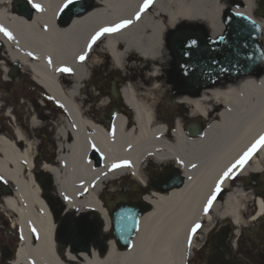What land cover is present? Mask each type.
<instances>
[{
  "label": "bare ground",
  "instance_id": "bare-ground-1",
  "mask_svg": "<svg viewBox=\"0 0 264 264\" xmlns=\"http://www.w3.org/2000/svg\"><path fill=\"white\" fill-rule=\"evenodd\" d=\"M16 1L0 0V27L13 36L9 40L0 32L6 58L0 60V68L7 70L8 63L20 65L53 101L63 105L65 115L58 118L55 131L58 158H48L41 165L48 177L44 182L34 169L37 145L17 125L13 139L0 135V177L13 190L3 198L2 210L12 218L19 236L13 263L186 264L195 241L193 236L189 248L188 234L196 223L210 226L209 216L216 215L242 228L246 197L238 187L222 202L215 200L208 214L203 209L222 172L264 134V64L256 76L180 99L192 116L206 122L205 132L196 137L184 134L178 122L173 129L162 122L159 105L166 87L161 84V72L170 30L184 23L203 24L211 38L218 37L225 10L257 21L264 49V20L254 16L257 0H154L138 20L135 16L144 0H93L83 15L74 16L67 25L59 20L66 0H32L42 11L24 0L34 10L30 17L15 9ZM123 20L132 23L105 34L87 51L92 35ZM86 51L85 61L78 62ZM62 67L71 73L58 72ZM97 74L106 92L109 76L120 75L124 80L121 94L131 113L120 109L110 127L100 108L88 106L89 97H99L102 106L107 100L91 86ZM3 78L7 81L6 71ZM29 123L31 128L39 126L35 119ZM125 162L128 166L109 170L112 164ZM147 162L178 165L186 183L166 194L148 192L145 200L150 210L139 219L130 247L122 250L108 237L103 203L118 196L128 176L145 184ZM263 163L261 147L236 176L255 171ZM231 180L224 181L222 190ZM61 226L65 242L58 239ZM87 233L91 238L82 239Z\"/></svg>",
  "mask_w": 264,
  "mask_h": 264
},
{
  "label": "flooded vegetation",
  "instance_id": "flooded-vegetation-1",
  "mask_svg": "<svg viewBox=\"0 0 264 264\" xmlns=\"http://www.w3.org/2000/svg\"><path fill=\"white\" fill-rule=\"evenodd\" d=\"M170 56L166 55L165 66L162 69L161 84L166 87L164 90L165 99L159 105V111L162 113V122L170 129H173L175 123H179V127L182 132L188 136L196 137V135H202L206 130L205 120L199 119L196 116H192L190 109L187 106H183L180 99L184 97H190V95H179L174 91L175 85L172 82L171 75L168 74L170 69ZM106 67L109 68L107 62ZM124 80L120 79H108L104 85L108 88V92L99 86L102 82L95 87L98 88L96 92L97 96L102 93L107 99L104 106L100 104V98L89 99L91 103L89 107L99 108L102 110L101 114L105 116L104 123L110 127L112 119L119 113L120 109L127 110L131 113L130 109L124 104L122 98V85ZM226 84H235L219 81L216 86L224 87ZM39 93L36 90H32L31 93H26L21 100L25 103L23 106H19L18 99H12V95L6 96L11 99L12 108L10 114L13 120L25 127L30 126V120L35 119L40 126H47V122L54 123L58 118V108L53 106L49 108V114L44 116V112L38 107ZM168 100V101H166ZM17 103L14 105V103ZM21 108V109H19ZM23 111L24 116H20V111ZM95 110L92 114L95 113ZM100 113V111H99ZM192 126L196 135L189 133L188 128ZM45 130V129H44ZM40 132V130H35ZM200 133V134H199ZM41 136V135H39ZM150 171H146L144 178L145 185L141 183H135L133 188L130 184L123 183V187L119 189L117 198L124 200L122 202H115V206L112 207V212L121 204L129 205L136 211L146 213L150 210L145 204V197L148 196V192L153 190L154 192L165 193L171 190H177L181 188L185 183V175L178 165L174 163H165L163 165L151 166ZM180 178V181L175 179ZM164 186H167L164 189ZM240 189L246 197V201L243 203L242 209V221L245 224L242 228L236 227L228 217H222L219 219L216 215H210L209 220L211 225L207 228L204 224L202 229L197 231L196 249L191 253L186 264H264V163L261 168L236 176L232 179L227 189L222 190L216 198V202H222V199L226 194L231 193L236 188ZM261 203V207H259ZM145 205V208H141ZM108 206V205H107ZM206 229V232H202ZM203 233L200 234V233ZM112 236V235H111ZM17 242L12 233L7 231L5 223L0 220V264H11L15 258V247Z\"/></svg>",
  "mask_w": 264,
  "mask_h": 264
},
{
  "label": "water",
  "instance_id": "water-1",
  "mask_svg": "<svg viewBox=\"0 0 264 264\" xmlns=\"http://www.w3.org/2000/svg\"><path fill=\"white\" fill-rule=\"evenodd\" d=\"M85 2L87 5L76 0L64 8L60 14L62 25L69 24L74 16L83 15L92 6V0ZM14 6L26 17L32 12L22 0L15 2ZM223 21L226 29L224 35L213 39L201 25L196 29L184 26L174 32L175 36L171 40V52L174 56L171 74L178 76L176 82H182L183 94L195 92L197 95L205 87L214 86L218 80L236 81L260 72V66L264 62V50L260 44L262 29L259 24L230 11L224 13ZM194 71L204 73L199 76L197 86L190 84L197 78L183 76V73ZM139 216L136 210L124 205L110 217L113 238L120 248L130 246L138 230Z\"/></svg>",
  "mask_w": 264,
  "mask_h": 264
},
{
  "label": "rangeland",
  "instance_id": "rangeland-1",
  "mask_svg": "<svg viewBox=\"0 0 264 264\" xmlns=\"http://www.w3.org/2000/svg\"><path fill=\"white\" fill-rule=\"evenodd\" d=\"M259 1V0H258ZM257 1V2H258ZM257 4V3H256ZM258 20H262L261 17L257 16V14L254 15ZM5 60L6 58L3 56H0V60ZM3 60V61H4ZM7 61V60H6ZM8 63V61H7ZM9 71L10 74L8 75V81H3L2 80V71H0V104L2 106V108L0 109V135H6L8 136L10 139H13V127L14 125L12 124L11 120L9 118H7V116H5L4 112L6 110V108H8L9 106L5 103L11 104V99H8L7 97H4L3 94V90H5V92L9 93L10 95H12V99H18V97L20 95H24L22 90L27 89L28 91H30V93L32 92V90L35 88L34 84H32L31 81H29L24 74L21 73V71H18L16 76L14 77H10L12 75H14L16 73V70L13 71V69L11 68L12 64L8 63ZM18 67V66H17ZM101 74H97L95 75L92 80V84L98 85V82H100V76ZM36 89V88H35ZM5 102V103H4ZM14 105L17 104L15 102H13ZM54 107L53 103H51L50 101H47L46 103V108L48 109L51 107ZM20 116H24L23 111H20ZM48 114L44 113V116H47ZM56 122H58V119L56 120ZM48 126H52L51 123L47 122ZM22 133L24 135H26L30 140L33 141L35 143L36 146V150L34 152V155L36 157V161H35V166H36V170H35V174L36 177H38V179L42 182H44L45 180L47 181L48 177L45 176V173L41 170V165L43 161H46L48 158H51L52 160H56L57 154H56V149H55V145L53 144L55 139H54V134H53V130H50V127H47L45 129V131L39 132L38 135H46V138L43 139L41 137H37V134H34L33 130H30L29 127L24 128V127H20L19 128ZM150 169H152V167L147 169V172L150 171ZM0 184H2L0 186V197H6V195H9L11 193V186L9 183H4L3 181L0 180ZM2 189H4V192H2ZM1 202V201H0ZM1 203H0V220H3L4 223L6 222V224L10 225V221H12V218L9 216L8 213L4 212L1 208ZM8 219H6L7 217ZM10 220V221H9ZM209 226H207L208 228ZM59 231V237L58 239L62 242H65L67 240L66 238V233L64 231V226H61ZM13 235L15 237V240L17 239V234L16 231H13ZM91 236L89 233L84 234L83 238L84 240H88L90 239Z\"/></svg>",
  "mask_w": 264,
  "mask_h": 264
},
{
  "label": "snow or ice",
  "instance_id": "snow-or-ice-1",
  "mask_svg": "<svg viewBox=\"0 0 264 264\" xmlns=\"http://www.w3.org/2000/svg\"><path fill=\"white\" fill-rule=\"evenodd\" d=\"M76 0H66V3L64 4V8H67L69 5L75 3ZM154 2V0H144L143 4L141 5L139 11L136 13L135 18L138 20L141 16V14L150 7V5H152ZM29 3L32 4V7L34 9H36L37 11H42L43 9L41 8V6L39 4H35L32 2V0H29ZM132 23L131 20H123L120 23L116 24L113 27H104L101 28L99 31H97L94 35H92L90 41L88 42V46H87V51H91L93 45L96 44V42L98 40H100V38L102 36H104L105 34H112L115 32L120 31L123 28H126L127 26H129ZM0 32H2L9 40L13 39V36L10 32H8L6 29L0 27ZM87 51L83 54L80 55L77 58L78 62H83L85 61L86 57H87ZM29 56H32V53H28ZM36 58V57H33ZM49 65H51L52 61L49 58L48 60ZM58 72L61 73H71V69L67 68V67H62V68H58L57 69ZM48 99H51V97H49ZM59 107H63V105H59ZM261 147H264V134H261L259 136L258 139L255 140V142H253L251 144L250 147L247 148L246 151L243 152L242 155L239 156L238 159H236L233 163L230 164V166H228L226 168V170H224L222 172V174L219 176V178L217 179V181L215 182V187L212 190L210 196L207 199V203L204 205V214H208L209 209L211 208L213 202L216 200L217 196L220 194V192L222 191V185L224 183L225 180H229V179H235L236 175L238 174V170H243L245 164L250 160V158L252 157V155L254 153L257 152L258 149H260ZM122 166H128L127 162H125L123 165L121 164H112L111 168L109 169L110 171L115 170L117 168H120ZM193 167H196V165H193ZM67 199V198H65ZM201 228V225L199 223H196L195 225H193V227L191 228V231L188 234V247L191 248L192 246V240H193V236L197 233V231ZM33 232H35V229H32Z\"/></svg>",
  "mask_w": 264,
  "mask_h": 264
}]
</instances>
